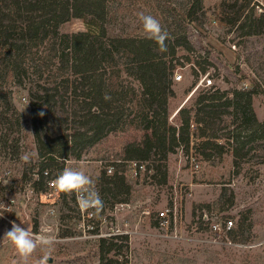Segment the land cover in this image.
<instances>
[{"label": "rangeland", "instance_id": "374dc122", "mask_svg": "<svg viewBox=\"0 0 264 264\" xmlns=\"http://www.w3.org/2000/svg\"><path fill=\"white\" fill-rule=\"evenodd\" d=\"M225 1L233 2L204 0L202 9L192 20H186L184 6L188 0H106L109 36L146 35L138 18V13L143 12L157 18L169 35L177 33L188 42L187 49H177L174 96L169 100L168 109L171 119L183 104L192 106L200 94L213 86L222 91L248 92L257 84L259 92L253 96L252 109L258 120L264 121V34L246 36L242 31L231 29L226 20L234 13L223 15ZM245 1L248 0H239V3ZM251 1L255 16L263 14L260 8L264 11V0ZM88 21L73 18L60 30L63 33L94 31L95 25ZM178 75L182 76L180 81L175 79ZM207 77L213 80L211 87L200 84ZM3 86L4 89L0 87V112L4 110L1 109L4 93L23 118L20 127L14 129L17 132L10 137V140H20L19 155L11 148L5 151L0 147L3 179L0 183V264H41L46 255L50 256L48 264H264V246H259L264 241V139L249 143L246 158L235 165L229 147L223 154L214 148L210 151L201 148L203 139L199 138L195 124L191 127V150L187 154L181 146L169 155L168 182L162 184L151 179L154 171L147 167L135 175L131 161H121L124 146L140 141L143 131L131 126L110 135L88 149L82 160L64 162V168L78 169L91 177L101 198V172L112 174L109 169L114 167L112 172L124 174L131 187L128 205L118 204L120 209L115 211L110 207L111 197L107 196L101 214L100 209L82 210L73 201L74 193H67V202H64L62 192L55 187L48 188L46 193L36 192L32 187L35 176L23 180L21 156L33 152L35 147L28 90L9 82ZM230 98L233 97L230 95ZM220 110L232 112L231 108ZM222 118L227 123L234 119L230 115ZM174 120L177 122L178 118ZM237 127L234 123L231 128L221 130V139L215 140L216 143L225 144V136L234 129L235 136L245 141L250 132ZM59 132L64 134L68 130L63 126ZM201 152H210V159H204ZM62 165L60 159L57 168ZM6 170H11L9 177H3ZM195 204L209 205V208L203 206V211L197 210V214L203 212L211 221L230 218L236 227L244 219L246 232L227 236L240 246L226 244V238L215 243L209 229L198 230L195 223L198 218L192 217ZM165 206H173L175 210V226L167 234L160 230L157 219ZM52 209L54 214L50 213ZM92 211L94 217H90ZM13 221L36 235L50 236L54 242L51 246L38 243L25 261L14 245L3 238ZM117 229L129 232L128 250L123 241L115 239V250L100 251V238L110 241L109 235Z\"/></svg>", "mask_w": 264, "mask_h": 264}, {"label": "trees", "instance_id": "16d2710c", "mask_svg": "<svg viewBox=\"0 0 264 264\" xmlns=\"http://www.w3.org/2000/svg\"><path fill=\"white\" fill-rule=\"evenodd\" d=\"M203 1L188 0L184 6L186 20H192L202 9ZM232 1L222 3L223 15L234 13L226 20L229 27L246 36L264 34V13L255 16L251 0ZM107 8L106 0H0V87L4 89L9 82L28 90L33 152L37 154L30 163L24 162L23 180L38 175L32 187L46 193L45 170L50 171L49 178H57L64 162L82 160L88 149L131 126L143 131L144 136L124 146L121 161L148 162L147 170L154 171L150 177L157 183L168 182L169 155L181 146L187 154L191 150V127L195 124L203 139L201 148H214L223 154L229 147L235 165H239L248 154L247 145L264 139V121L260 122L252 109L259 85L248 92L222 91L213 86L200 94L192 106L183 104L169 118L177 49H187L188 42L177 33L171 34L165 41L167 51L160 52L158 44L147 35L109 36ZM73 18L87 19L96 29L61 32V26ZM3 95L0 147L5 151L11 148L19 155L20 140L10 137L17 132L15 127H20L23 115L12 99ZM221 108H231L232 112H221ZM223 115L234 119L227 123ZM234 123L236 129L250 132L248 138L243 141L235 136L234 129L225 136V144L216 143L221 139L220 131ZM63 126L68 132L61 134ZM201 156L209 160L211 154L201 152ZM60 159L63 165L57 168ZM99 181L103 202L110 196L111 208L128 203L131 187L124 174L102 171ZM62 198L67 202V193L62 192ZM73 201L78 203L76 193ZM203 206L209 208L208 204H195L192 217L198 218L197 229L204 232L210 219L203 212L198 216L197 210L203 211ZM99 212L102 214L104 207ZM244 225L243 219L230 231L231 235L244 234ZM115 239L123 241L128 250V235L110 236V241L101 237L99 250H115Z\"/></svg>", "mask_w": 264, "mask_h": 264}, {"label": "clouds", "instance_id": "9594fccd", "mask_svg": "<svg viewBox=\"0 0 264 264\" xmlns=\"http://www.w3.org/2000/svg\"><path fill=\"white\" fill-rule=\"evenodd\" d=\"M138 18L142 23L143 31L148 39L154 40L160 52L167 51L165 41L168 39L169 33L165 30L161 22L152 15H146L143 12L138 13ZM109 99V97H105ZM43 115V113H41ZM36 153L23 154L21 159L25 163H30ZM55 188L63 193H76L79 207L82 210L102 209L104 202L97 190H95L94 182L91 177L85 172L66 167L57 176L53 182ZM54 214V213H53ZM2 216V214H0ZM11 229L7 230L3 238H6L16 248L21 257L27 261L28 257L36 250L38 243L46 246H51L54 242L48 235H36L30 232L27 228L21 227L14 221L11 222ZM50 256L43 257L41 264H48Z\"/></svg>", "mask_w": 264, "mask_h": 264}, {"label": "built area", "instance_id": "2783aa9c", "mask_svg": "<svg viewBox=\"0 0 264 264\" xmlns=\"http://www.w3.org/2000/svg\"><path fill=\"white\" fill-rule=\"evenodd\" d=\"M260 13H264V11L260 8ZM233 48L235 49L236 46L233 45ZM175 79L177 81H180L182 79L181 75L175 76ZM200 84H202L205 87H211L213 85V80L211 78H204L202 79V82H200ZM194 125H192L193 127ZM131 170L135 173V175H138L139 172H141V170H146V165L143 162H136V161H131ZM114 168V167H112ZM112 168L109 169V172L112 173ZM196 168H199L198 164H196ZM11 170H6L4 172L3 177H9ZM50 176V171L49 170H45L43 172V177H45L46 179V184L48 186L49 189H53L54 186V181L56 178H49ZM36 179L39 178L38 175H35ZM2 176H0V183L2 182ZM77 196V194H76ZM78 200V198H77ZM121 205V207L127 206V203H121L119 204ZM117 204V206H114L115 211L119 210L120 206ZM90 210H94V209H90ZM55 211L54 209L50 210V213L53 214ZM94 212L92 211L90 213V217H94ZM157 219H158V226L160 228V230L166 231V234L168 231L172 230V228L175 226V210L173 206H165L163 207L157 214ZM106 218H104V222H106ZM235 227L234 224V220L227 218L223 221H220L219 219H215V220H210L209 223V231L212 234L213 237V242L217 243L220 242V240L226 238L225 243L228 245H233V246H240L238 243L233 242L231 239H228L227 236L228 234H230V231H232V229ZM97 232V231H95ZM115 235H129V232L127 230H120L117 229L116 232H113L112 234H110L109 236H115ZM259 246H264V241L261 242L259 244Z\"/></svg>", "mask_w": 264, "mask_h": 264}]
</instances>
